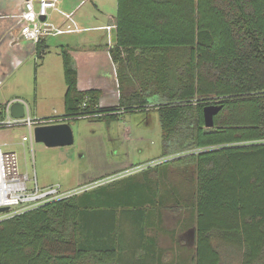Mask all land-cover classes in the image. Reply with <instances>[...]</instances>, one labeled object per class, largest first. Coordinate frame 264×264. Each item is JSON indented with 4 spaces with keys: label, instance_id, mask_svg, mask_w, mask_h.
I'll list each match as a JSON object with an SVG mask.
<instances>
[{
    "label": "trees",
    "instance_id": "16d2710c",
    "mask_svg": "<svg viewBox=\"0 0 264 264\" xmlns=\"http://www.w3.org/2000/svg\"><path fill=\"white\" fill-rule=\"evenodd\" d=\"M115 24L119 107L149 108L159 96L162 157L185 155L154 167L196 178L195 193L177 188L181 200L171 206L191 201L183 221L196 231L193 264H230L225 249L237 264H264V0H118ZM61 55L63 116L116 118L118 108L100 106V90L79 89L68 49ZM209 104L223 106L212 128L203 115ZM92 190L1 219L0 264H115L117 252L97 249L82 224L92 218ZM127 196L110 198L125 208Z\"/></svg>",
    "mask_w": 264,
    "mask_h": 264
},
{
    "label": "rangeland",
    "instance_id": "374dc122",
    "mask_svg": "<svg viewBox=\"0 0 264 264\" xmlns=\"http://www.w3.org/2000/svg\"><path fill=\"white\" fill-rule=\"evenodd\" d=\"M11 2L15 4L16 0H0V22L3 21L2 18L5 19L3 16L8 13V3ZM116 6L117 0H86L76 14L74 15L73 13V16L74 18L79 17L82 19L83 21L80 23L82 25L88 24L96 16L103 20L108 19L113 22L114 20L113 17H110V13L113 16L115 15ZM101 9L108 12L109 15L106 17ZM67 13L69 12L67 11ZM14 18L17 19V17ZM56 18V22L60 23V25L66 23V20L70 22L69 18L59 13L56 15ZM22 25L23 23L21 22L18 25L17 19L16 27L20 33ZM63 26L66 27L65 24ZM93 33L96 32L88 30L86 34L90 35ZM50 39L53 40L49 43L52 55L61 53L60 48L63 45L59 43L58 38ZM106 55L109 56L108 53ZM108 63L105 58L101 59V64L104 67H108ZM43 73L42 71L36 76L32 73L29 75L28 82L20 81L21 85L16 80L10 81L12 77L8 81L1 78L0 100L5 98L4 93L12 90H24L28 94L34 93L32 95L33 98L29 101L32 109L31 114L34 116V106L36 104L35 94L39 93L38 102L41 101V105L42 107L45 106L46 112H53L52 115L55 116L63 115V101L48 104V100H43V94L52 93V95L59 97L62 93H65V84L63 80L58 83L57 73L55 72L54 74L52 71L51 77L54 81L53 85H44ZM59 77H61L60 74ZM124 83L123 92L125 89ZM114 91H116L114 97H111L114 105L106 100V98L104 101H100V106L102 108L111 106L118 108L116 118L102 117L101 119H89L80 117L68 119L67 122L70 124L74 133V143L69 146L48 147L44 143L37 142L35 138L33 144L29 140L25 142V145H18L15 147V153L19 172L20 174H29L32 180L34 177H37L40 186L44 180L60 183L64 189H75L88 184L95 185V188L92 187L94 190L88 194L90 195L89 198H92L91 203H87L89 211L92 213V218L89 222L88 220L90 218L83 219L82 221L85 231L91 235L89 238L91 240L95 239L96 219H98L99 214H121L123 212V215L126 213H140L142 215V213H147L146 206L150 204L146 202L148 195L153 196L159 191L161 194H166L170 202L167 203V219L165 225L169 234L168 236L172 233L176 237L174 244L171 243L168 237V254L172 251V253L177 255V258H173V262L179 260L185 261L183 256L179 255L180 253L177 250L179 247H177L176 251L171 248L182 245L177 241L181 238L182 231L184 233L187 232L184 236L190 239L188 233L189 227H184L185 221L183 220L184 217L187 219L190 213L193 212L191 207H186L191 201H187V198L184 199L186 201L182 202L183 207L181 208L175 207L173 209L171 206L176 201L181 200V196L176 192L177 188H180L183 197L195 193V175L191 176V173L186 171L185 168H178L174 171L175 173L168 174L166 172V166L154 167V165H151L152 161L160 158L166 160L167 158L162 157L164 145L159 112L155 109V105L140 110L120 108L119 98L117 99L118 90L114 89ZM8 102L4 104L0 103V109L4 117L6 116L4 109ZM11 130H13L17 142H21L25 135L29 137V130L26 126H16L11 128ZM181 155L183 156L185 154L171 155L167 159L172 160ZM167 182L173 184V193L165 191ZM30 185H33V182H30ZM101 185L104 186L99 188ZM118 193L129 195L127 197L132 199V201L125 203V208H118V203L112 201L110 198L112 195ZM85 198H87L86 195L80 196V201ZM6 216V213L0 214V220L6 218ZM116 220L118 221L116 229L122 233L127 232L130 235L139 236L146 230V219L132 217V219L119 218ZM126 221L128 224L125 223ZM126 225L131 227L129 228L130 231L128 229L124 231L120 230L122 226ZM132 241L130 240L129 244H134ZM183 246L185 247V244ZM195 247L194 245L189 249L192 261ZM186 253L187 248L183 249V255ZM222 255L227 263L237 264L239 262V259L235 255L230 254L226 249L223 250ZM226 255L228 259L225 258ZM139 263H142V260H137V264Z\"/></svg>",
    "mask_w": 264,
    "mask_h": 264
},
{
    "label": "crops",
    "instance_id": "0c3cea01",
    "mask_svg": "<svg viewBox=\"0 0 264 264\" xmlns=\"http://www.w3.org/2000/svg\"><path fill=\"white\" fill-rule=\"evenodd\" d=\"M25 1L26 0H16L15 4L12 2L8 3V13L4 16L2 15L5 17V19L2 18L3 21L0 22V79L3 78L5 81H8L12 77L10 81L16 80L18 81V84L21 85L20 81L28 82L29 75L32 73L36 76L43 71L44 85H53L54 81L51 77L52 71L54 74L56 72L58 83L63 80L65 84V93H62V95L59 97L52 95V93H45L43 94V100H48V104H54L58 101H63L65 113V95L67 91V85L64 77L63 57L61 53H55L52 55L51 46L49 45V43L53 41L50 38H58L59 43L63 45L60 49H68V52L71 54L76 63V67L78 69L79 89H98L102 92L100 101H104L107 98L106 100L111 103H113L111 97H114L116 92L114 89H117L118 99L119 88L116 69L117 64L114 62L110 54V47L116 44L115 16L118 11V0L115 15L113 16L110 13V17H113V22L109 21L108 19L103 20L96 16V18L94 20H90L88 24L82 25L80 23H82L83 20L79 17L74 18L73 16V21L76 26L71 22H67L66 20V23H64L66 27L63 26L64 24L60 25V23L56 22V15L58 13L61 14L60 11L65 13L68 11L69 13H74L75 15L86 0H59L57 4L58 10L50 11L49 21L60 29L67 30L69 26H72V28L77 27L79 30L66 32L55 36H46L42 39L41 43L43 46L42 48H39V50L37 43L23 38L16 27L17 19L14 17L19 15L24 10ZM101 11L104 12L106 17L109 15L108 12L102 9ZM108 26L113 27L109 29L107 28ZM88 30L94 31L96 33L90 35L86 34ZM60 36L63 37L60 38ZM139 52L140 50L136 49L134 53ZM38 53L45 54L40 59ZM107 53L109 56L106 55ZM120 53H130V51H128L127 48H122ZM103 58L109 62L108 67H104L101 64V59ZM59 74L61 77H59ZM107 93L112 95L109 96L110 94ZM4 94L3 95L5 98L0 100L1 104L13 99H20L29 105V111L31 114L32 109L30 107L29 101L33 98L32 95H34V93L28 94L27 92L25 93L24 90H12ZM35 97V113L34 116L32 114L31 116L37 118L52 116L53 112H46L45 106L42 107L41 101L38 102L39 93H36ZM160 99L161 98L159 96L152 97L153 103H156ZM18 145H25V142L23 141V138L21 142H17L13 130L3 129L0 131V146L5 151L15 153V147ZM37 181H39L38 178ZM53 184L56 183L47 182L44 180L41 186L47 187ZM168 201L167 195L161 194L159 191L153 196H147L146 202L150 204L146 206L147 213L145 214L142 213L141 215L140 213H126L123 215V212L121 214L117 213V215L116 213L99 214L97 217L98 219H96L95 230V243L97 249L102 251L114 249L117 252V262L115 264H137V260H142V263L139 264H191L192 258L189 249H191L196 243V231L193 228L191 229V227L188 230L190 239H187L184 236V234H187V232L184 233V231H182L180 235L181 238L177 240L179 241L178 243L182 245L171 248L176 251L177 247H179V249H177L180 253L179 255L183 256L185 261L179 260L177 262H173V258H177V255L172 253V251L168 254V237L172 244H174L176 241V237H174L175 235L172 233L170 236H168L169 234L165 225L167 219ZM132 217L146 219V230L142 235L134 236L128 234L127 232L122 233L116 229V224L118 223L116 219H132ZM125 223L128 224L127 221ZM129 228L131 227L126 225L119 229L123 231L128 229L130 231ZM129 239L131 241L133 240L132 242H134V244H129ZM184 244L187 248V253L185 255H183V249H186L183 246Z\"/></svg>",
    "mask_w": 264,
    "mask_h": 264
},
{
    "label": "built area",
    "instance_id": "2783aa9c",
    "mask_svg": "<svg viewBox=\"0 0 264 264\" xmlns=\"http://www.w3.org/2000/svg\"><path fill=\"white\" fill-rule=\"evenodd\" d=\"M59 0H26L25 8L16 15L18 23H23L21 27V36L29 41L38 43L46 36L60 35L66 32L79 30L77 27L69 26L67 30L57 28L49 21L50 11L58 10ZM62 15L69 18L74 24L73 13L60 11ZM45 19H42V18ZM75 25V24H74ZM76 26V25H75ZM108 26L107 28H112ZM21 101L25 104V116L17 118L11 114V106L14 102ZM6 116L0 115V131L11 129L16 126H26L29 130V137L23 136V141H31L33 144L34 130L37 126L57 124L67 122L69 118L61 116L32 117L29 111V105L20 99L9 101L4 109ZM167 159V158H166ZM165 159H157L151 162L156 165ZM33 182V185H30ZM95 185L88 184L75 189H64L60 183L51 186L42 187L39 185L37 178L33 180L29 174H20L17 166L16 153L7 152L0 146V207H9L6 217L17 213L42 206L51 201L71 197L75 194L82 193L91 189Z\"/></svg>",
    "mask_w": 264,
    "mask_h": 264
},
{
    "label": "water",
    "instance_id": "95a60500",
    "mask_svg": "<svg viewBox=\"0 0 264 264\" xmlns=\"http://www.w3.org/2000/svg\"><path fill=\"white\" fill-rule=\"evenodd\" d=\"M222 108V104H209L204 107L203 115L206 128L214 127L215 116ZM11 114L17 118L24 117L25 104L21 101L14 102L11 106ZM34 138L37 142L44 143L48 147L69 146L74 143V133L68 122L37 126L34 130ZM9 210V207H0V214L7 213Z\"/></svg>",
    "mask_w": 264,
    "mask_h": 264
},
{
    "label": "flooded vegetation",
    "instance_id": "af4514ba",
    "mask_svg": "<svg viewBox=\"0 0 264 264\" xmlns=\"http://www.w3.org/2000/svg\"><path fill=\"white\" fill-rule=\"evenodd\" d=\"M161 163V162H160Z\"/></svg>",
    "mask_w": 264,
    "mask_h": 264
}]
</instances>
